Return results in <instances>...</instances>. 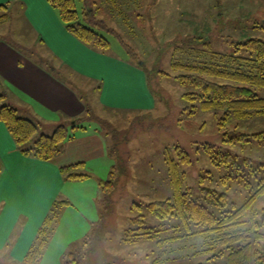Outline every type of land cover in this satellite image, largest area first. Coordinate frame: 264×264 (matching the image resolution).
<instances>
[{
    "label": "rangeland",
    "instance_id": "374dc122",
    "mask_svg": "<svg viewBox=\"0 0 264 264\" xmlns=\"http://www.w3.org/2000/svg\"><path fill=\"white\" fill-rule=\"evenodd\" d=\"M117 1L119 9L101 7L99 18L117 34L104 33L111 48L102 54L146 71L154 107L144 113L105 110L98 104L97 90L89 91V84L71 78L86 83L80 94L89 102L92 119L79 123L73 133L75 120L61 124L70 125L73 138H78L73 146L85 166L76 172L89 178L66 179L59 201L67 204L57 209L48 246L37 264H64L70 253H80L82 264H229L228 251L223 255L220 248L205 252L209 248L205 237L198 234L199 228L187 230L177 222L161 221L148 205L174 195L166 162L169 150L184 175V190L191 189L195 198H202L211 208L212 198L203 189L217 196L227 194L237 209L258 189L259 170L264 167V137L258 135L264 134V115L237 120L226 117L224 111L201 110L199 101L185 97L193 89L179 82L177 78L184 72L173 65L210 64L215 54L233 55L240 43L264 41V0ZM82 7L77 0L80 12ZM17 9L1 13L11 19L0 24V39L27 52L33 49L38 59L50 61L44 47H35L39 36L27 29ZM256 93L264 99V89ZM17 109L19 116L30 117ZM42 124L41 132L48 136L60 125L55 119ZM83 127L88 131L81 132ZM207 146L230 154L236 164H226L216 153L210 155ZM178 147L190 155L191 163L179 160ZM246 160L251 161L254 173ZM114 167L119 172L116 189L107 197L101 182L110 179ZM263 210L264 195L248 211L242 229H250ZM138 216H144L146 226L158 233L127 241L131 223Z\"/></svg>",
    "mask_w": 264,
    "mask_h": 264
},
{
    "label": "trees",
    "instance_id": "16d2710c",
    "mask_svg": "<svg viewBox=\"0 0 264 264\" xmlns=\"http://www.w3.org/2000/svg\"><path fill=\"white\" fill-rule=\"evenodd\" d=\"M82 11L77 8V0H47L49 5L58 13L66 28L77 40L88 48L105 53L111 48V42L105 34H116L105 19L99 18L101 7H118L117 0H80ZM110 5V6H109ZM7 5L0 6V9ZM111 9V8H110ZM117 35V34H116ZM213 62L201 65H183L175 62L173 67L184 72L178 76L181 84L191 86L193 93L186 94L188 100L199 101L203 111H224L226 117L245 120L255 115H264V99L260 98L256 90L264 89V41L254 39L240 43L233 55L213 56ZM147 82L149 77L144 71ZM217 80V81H215ZM227 81L228 84L219 83ZM8 92L0 78V123H3L12 137L17 150L26 158L42 162L55 163L63 154L65 143L73 139L72 133L79 129V123L92 119V112L87 109L86 116L70 125H60L53 135L41 132L42 124L36 118L21 117L19 110L8 103ZM263 138L264 134L258 135ZM177 153L182 163H191L190 155L178 147ZM210 155H220L227 164H236L230 154L216 152L214 147L207 146ZM169 179L174 195L163 202H154L148 209L161 221L177 222L179 227L190 230L191 226L200 229L198 234L206 239L205 245L209 249L205 252L220 248V255L228 251L229 264H264V210L260 219H254L250 229H242L245 217L254 202L264 195V167L259 170L258 189L251 198L239 209L231 205L227 194L203 189L209 195L213 208L205 205L201 199L195 198L191 189L184 190V175L179 170V164L171 157L170 150L166 153ZM252 169L250 160L245 161ZM85 163H77L60 168V173L66 179L84 180L88 175L78 174L77 169L83 168ZM75 171V173H74ZM254 173V169H252ZM257 173V172H256ZM119 172L114 167L108 181L101 182L107 197L116 189ZM60 204H67L56 200L39 229L37 237L25 258L26 264H37L41 261L43 252L48 246L50 231L57 219V209ZM129 232V240L146 237L151 238L158 231L146 226L144 216L133 219ZM214 257H217L214 256ZM81 254L70 253L64 257V264H82ZM0 264H4L0 261Z\"/></svg>",
    "mask_w": 264,
    "mask_h": 264
},
{
    "label": "crops",
    "instance_id": "0c3cea01",
    "mask_svg": "<svg viewBox=\"0 0 264 264\" xmlns=\"http://www.w3.org/2000/svg\"><path fill=\"white\" fill-rule=\"evenodd\" d=\"M2 5L7 7L0 9V24L11 19L1 13L18 6L27 29L39 36L35 47L40 44L49 53L50 61L46 57L39 61L33 49L27 52L6 38L0 39V78L8 101L25 114L41 124L50 119L58 120L60 125H64L63 121L83 119L90 109L88 100L81 96L86 83L89 91L99 92L98 104L105 110L144 113L154 107L155 97L141 68L112 60L85 46L66 30L47 0H0ZM73 77L86 83L73 82ZM87 131L85 127L81 129ZM98 137L101 139V135ZM77 139L69 140L62 162H42L24 157L0 123V142L5 149L0 158V178L7 175V182L0 189L2 263L26 264L24 260L43 221L66 188L60 168L85 163L73 146Z\"/></svg>",
    "mask_w": 264,
    "mask_h": 264
},
{
    "label": "snow or ice",
    "instance_id": "6c2138e0",
    "mask_svg": "<svg viewBox=\"0 0 264 264\" xmlns=\"http://www.w3.org/2000/svg\"><path fill=\"white\" fill-rule=\"evenodd\" d=\"M4 152H5L4 145L2 142H0V158L4 156ZM6 182H7V175H5V177L3 178H0V189H2L5 186Z\"/></svg>",
    "mask_w": 264,
    "mask_h": 264
}]
</instances>
